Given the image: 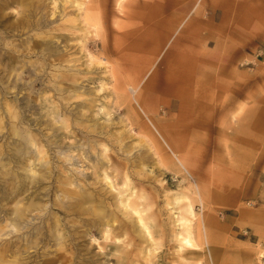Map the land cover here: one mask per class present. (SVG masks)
<instances>
[{
	"label": "rangeland",
	"instance_id": "1",
	"mask_svg": "<svg viewBox=\"0 0 264 264\" xmlns=\"http://www.w3.org/2000/svg\"><path fill=\"white\" fill-rule=\"evenodd\" d=\"M173 2L0 0V264H264V26L218 0L189 33L220 110L182 25L157 48ZM234 12L250 31L220 30Z\"/></svg>",
	"mask_w": 264,
	"mask_h": 264
},
{
	"label": "crops",
	"instance_id": "2",
	"mask_svg": "<svg viewBox=\"0 0 264 264\" xmlns=\"http://www.w3.org/2000/svg\"><path fill=\"white\" fill-rule=\"evenodd\" d=\"M172 1H174L173 2L174 4H179V9H178V11L174 12L173 16L169 20L163 22L164 26H165L164 31L167 29V27L169 25L172 24V26H171L172 31L170 32V34H169V36L165 42L169 41V38L172 37V32H174V30H176L175 25L177 24L179 26L181 23L184 22V18L182 19V17L187 12L186 16H185V22H184V24H181L182 28L180 30V31H182L184 29V32L181 35L180 42L178 43L182 48V50H181V52H179V54L182 56H185L187 58L186 60L182 61V57H181V63L184 65L183 67L186 68L184 82L186 83V85L192 84L193 82L196 83V87L193 86V88H194V90L196 88L199 89V92L195 91V93L201 95V97H202L201 102L211 103L213 108L218 106L217 108L220 110L227 109L230 106V104L227 105L226 107H220L219 104H221V103L218 102L216 104L214 101H212V98H211V95L215 94L217 91L216 82L221 81V78L225 79V78H223L225 76V73H223L222 76L220 74L217 75V77H218L217 79H220V80H216L214 78V76H216V75L211 74V76H207V74H206V68L207 67L215 68V70H213V71L216 72V70L219 69L222 64H217L216 62L211 61L209 58L208 59L205 58L203 56V52L201 50H198L199 43L201 45V43L204 42L205 40L196 39V38H193V36L189 35V33L193 30V28H196L198 31H200V30L205 29V25H206L207 26L206 27L207 36H210V37L216 36L217 33L214 30L216 28V26L213 27L214 14H211L210 16H205V12L207 9H210L212 12H215V10L217 9L216 6L219 5L220 3L218 2V0H172ZM195 3H197V4H195ZM193 4H195V5L193 6ZM250 5H251V8L253 9V11H256V13L258 11V13L255 15V19H254L255 24L260 25V26H264V16L260 12V11L264 10V0H254L253 5H252V3ZM190 6H193V8L190 9ZM236 6H242V5L237 4ZM228 14H231V12ZM233 14L235 16L227 15L228 19L226 17L224 19L230 20V17L231 16L233 17L234 20L232 23H234V27H233L234 30H232L233 28H229V27H228V29L221 28L220 30H223V31H228V30L229 31H239V32H243V33H246L247 31L251 30V29L249 30L248 28L246 29L245 24H247V20H250L253 23V18L251 19L250 16L247 17L246 13L234 12ZM198 26L200 28H198ZM209 26H211V27L209 28ZM169 29H171V28H169ZM180 31H179V34H180ZM246 36L247 35L245 34V37ZM165 42H163V43H165ZM173 42L171 43V45H173ZM258 45L259 44H257V43H256V45H251L250 47L247 48L246 53L249 54ZM183 47H185L186 49L183 50ZM172 48L174 49V47H172ZM184 52H185V54H184ZM170 57L171 56L166 55V58L164 61L165 64H164L163 72L166 76V79H167V75H168V65L172 64L171 62L170 63L168 62V58L170 59ZM192 58L195 59V61H196L195 63H194V61L192 62V60H191ZM202 59H204L206 61V63L202 62ZM227 70L230 72V75H231L232 71H231L230 67H227ZM151 72L153 73V71H151ZM198 72H200V74H198ZM150 76H151V74H150ZM157 77H159V75H157L156 78ZM168 77H169V75H168ZM153 79H155V78L152 77L150 80H153ZM193 79H194V81H193ZM212 79H214V81ZM192 85H194V84H192ZM232 89H233V85H232L231 90L229 92L230 98H231ZM222 96H225V94ZM222 96H221V98H222ZM241 107L244 108L245 104L242 103ZM243 126H245V125H243Z\"/></svg>",
	"mask_w": 264,
	"mask_h": 264
},
{
	"label": "bare ground",
	"instance_id": "3",
	"mask_svg": "<svg viewBox=\"0 0 264 264\" xmlns=\"http://www.w3.org/2000/svg\"><path fill=\"white\" fill-rule=\"evenodd\" d=\"M197 4V3H196ZM196 7V6H195ZM182 24V23H181ZM181 24L178 26L177 24V26L175 25V27H176V30H174V31H178V29H179V27L181 26ZM172 31V28L171 29H169L168 28V30H165L163 33H162V35L159 37V39H158V47L157 48H159L160 46H161V44L163 43V42H165L166 41V39L168 38V36H169V34H170V32ZM162 37V38H161ZM155 48H156V46H155ZM153 49V48H152ZM151 49V50H152ZM154 50V49H153ZM158 51V50H157ZM152 52V51H151ZM147 66V65H146ZM148 67V66H147ZM151 67V66H150ZM145 69V68H144ZM144 69L142 70V73H143V71H144ZM152 68H149L148 70H151ZM150 72V71H149ZM148 73V72H147ZM155 73H156V70L155 71H153V73L151 72V76H150V78H149V80L152 78V77H154V75H155ZM137 74V73H136ZM139 74H141V72H139ZM138 74V76H140ZM137 78H135V80H136ZM148 79V78H147ZM134 80V79H133ZM136 81H139V79L138 80H136ZM133 87V86H132ZM134 88V87H133ZM135 89V88H134ZM221 93L220 92H218V94L217 95H220ZM228 99H225V100H222L220 103L221 104H219L220 106H225L227 103H228ZM218 102H216V104H217ZM141 105V104H140ZM174 153H175V155H176V157L179 159V161L183 164V161L178 157V155H177V153L175 152V151H173ZM136 193V192H135ZM131 194H133V193H131ZM128 198V197H127ZM126 198V199H127ZM134 198V197H133ZM130 200H134V199H130ZM126 202V201H125ZM136 202V201H135ZM129 203H132V201L131 202H129ZM131 205V204H130ZM20 206V205H19ZM21 208V207H20ZM17 209V208H16ZM23 209V208H22ZM21 209V210H22ZM143 209V208H142ZM20 210V211H21ZM134 210L135 211H137V212H139V209L138 208H134ZM141 210V209H140ZM17 211V210H16ZM142 211V210H141ZM24 212V211H23ZM17 213V212H16ZM139 214V213H138ZM22 217V216H21ZM139 218V220H141L140 222L142 223V224H144V218H143V216H141V215H139L138 216Z\"/></svg>",
	"mask_w": 264,
	"mask_h": 264
},
{
	"label": "built area",
	"instance_id": "4",
	"mask_svg": "<svg viewBox=\"0 0 264 264\" xmlns=\"http://www.w3.org/2000/svg\"><path fill=\"white\" fill-rule=\"evenodd\" d=\"M255 57H262L264 59V43L254 49Z\"/></svg>",
	"mask_w": 264,
	"mask_h": 264
}]
</instances>
